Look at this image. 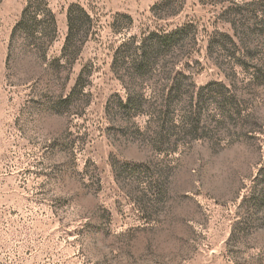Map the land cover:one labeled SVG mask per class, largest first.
Wrapping results in <instances>:
<instances>
[{
	"label": "rangeland",
	"instance_id": "374dc122",
	"mask_svg": "<svg viewBox=\"0 0 264 264\" xmlns=\"http://www.w3.org/2000/svg\"><path fill=\"white\" fill-rule=\"evenodd\" d=\"M0 264H264V0H0Z\"/></svg>",
	"mask_w": 264,
	"mask_h": 264
},
{
	"label": "trees",
	"instance_id": "16d2710c",
	"mask_svg": "<svg viewBox=\"0 0 264 264\" xmlns=\"http://www.w3.org/2000/svg\"><path fill=\"white\" fill-rule=\"evenodd\" d=\"M250 3H242V4H236V8L237 9H233L234 12V17L235 19H230L229 23H230V27H231V31L232 33H224L222 34V37H225L226 39L229 40H235L238 39L239 41H244V35L239 34L238 31V24H240L241 26H244V13L243 10L250 6ZM29 4L26 6L23 14H22V18L21 21L19 22L17 27H21L22 25H25V16L26 13L29 9ZM50 12V11H49ZM240 17V19H239ZM238 18V19H237ZM81 21H85V22H90V17L89 14L87 13V11L79 6V5H71L68 10H67V26H68V30H67V35L65 38V42H64V46H63V53H64V58L67 59V52L69 50H71L73 47H76V44L78 42H82L84 40V37H86L85 35H81V31L83 30L82 25H81ZM32 25L30 27H28V33L32 34L36 31V29L38 28L39 22L38 19H36L35 17L32 18ZM50 27L53 28V30L50 32L48 29H50ZM56 28H57V20L56 18L53 16L52 19V24L47 27L44 28L42 30L43 33V37L48 38L49 40H52L54 38V33L56 32ZM240 30V29H239ZM171 37V36H170ZM78 51V50H77ZM156 60L153 59V57L148 56V54H146V52H143L141 58L139 61H136L134 63L135 65V69L136 67L140 70H145V69H150L151 66H153ZM83 74V72H82ZM173 99V93L169 92L168 96H167V106L169 107L171 104V101ZM132 101V96L128 95L127 97V102L131 103Z\"/></svg>",
	"mask_w": 264,
	"mask_h": 264
}]
</instances>
